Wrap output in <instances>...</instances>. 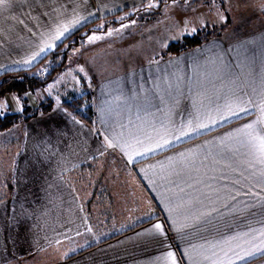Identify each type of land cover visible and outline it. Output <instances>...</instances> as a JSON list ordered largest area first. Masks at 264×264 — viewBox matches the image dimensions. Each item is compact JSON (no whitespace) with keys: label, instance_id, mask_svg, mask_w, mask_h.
<instances>
[{"label":"crops","instance_id":"0c3cea01","mask_svg":"<svg viewBox=\"0 0 264 264\" xmlns=\"http://www.w3.org/2000/svg\"><path fill=\"white\" fill-rule=\"evenodd\" d=\"M149 1L6 0L0 75ZM263 20L101 75L102 137L81 138L101 146L76 153L54 136L66 172L40 174L34 187L0 168V264H264V163L244 135L249 124L264 132Z\"/></svg>","mask_w":264,"mask_h":264},{"label":"rangeland","instance_id":"374dc122","mask_svg":"<svg viewBox=\"0 0 264 264\" xmlns=\"http://www.w3.org/2000/svg\"><path fill=\"white\" fill-rule=\"evenodd\" d=\"M194 1L198 0H182V4H169L163 10L159 21L152 25L160 26L163 22H166V25L182 24V27L176 30L177 33L170 32L168 27L152 29L151 21L141 19V16L149 18V8L142 10V14L138 12L137 16L130 20H126L130 15L126 13L116 18V23L107 27L101 23L98 26L100 30L88 36L84 49H78L72 54L69 67L54 81L26 94L25 102L13 94H8L5 100H1L0 116L9 113H33L49 100L55 105V113L51 112L52 109L51 113L48 112L50 114L43 116V120L38 121L35 117L31 123L19 124L9 132L0 134V168H3V172L9 168L13 180L15 175V180L25 176L35 187V181L40 174L49 180L48 176L51 178L52 170H68L69 166L63 167L68 162L59 163V158L53 153V148H58V136L62 135L64 138L63 141L60 140L61 148H75L76 153L83 147H100L96 141L92 143L89 140L86 143L81 140L83 135L86 136L94 130L73 118L63 107V103L92 94L101 75L118 71L125 66L163 58L167 47L174 41L179 42L177 37L182 34L183 37L195 36L201 31L204 35L212 34L213 37L225 30H240L239 27L249 21L264 19V0H199V5L194 4ZM159 22L161 24H157ZM244 31L248 33L249 29L244 28ZM67 156L75 158L69 153ZM0 209H3V205ZM3 238L4 236L0 237V243Z\"/></svg>","mask_w":264,"mask_h":264},{"label":"trees","instance_id":"16d2710c","mask_svg":"<svg viewBox=\"0 0 264 264\" xmlns=\"http://www.w3.org/2000/svg\"><path fill=\"white\" fill-rule=\"evenodd\" d=\"M176 2L182 4V0H151L144 5L135 9H125L124 11L104 19L96 20L79 31L68 37L55 50L48 53L39 63L34 67L26 70L10 71L0 75V101L8 94L18 96L21 101L25 102L24 96L29 92H34L42 87L47 86L54 81L63 71L70 65L72 54L78 49H84L86 39L92 33L99 31V25L104 23L107 27L111 23H116V18L123 14H130L126 20L135 18L138 12L149 8L148 17L142 20L152 22L158 20L163 15V10L169 4ZM194 4L199 5V0L194 1ZM142 14V12H141ZM197 33L195 36H186L177 43L170 44L163 58L169 55L178 54L193 47L199 46L212 38V34ZM53 102L49 100L46 104L39 106L33 113H9L5 116H0V134L7 133L15 126L30 122L32 118L37 117L40 113H48L53 109ZM63 107L76 119L82 121L91 127L96 133L101 136V130L97 121V106L94 94H87L82 97L73 98L72 100L63 103ZM84 107H86L84 109ZM26 112L27 109H24Z\"/></svg>","mask_w":264,"mask_h":264},{"label":"snow or ice","instance_id":"6c2138e0","mask_svg":"<svg viewBox=\"0 0 264 264\" xmlns=\"http://www.w3.org/2000/svg\"><path fill=\"white\" fill-rule=\"evenodd\" d=\"M6 0H0V4L5 3ZM261 123H264L262 121ZM247 131L244 132V135L247 137V143L251 146L253 150V155L261 162L264 163V132H257L255 129V125L249 124L247 126ZM156 228L159 230L161 228L160 225H156ZM264 251V248L260 249ZM254 253H249V255H253ZM169 257L172 256V253L168 254ZM245 257H241L244 259ZM173 264L175 261L173 260Z\"/></svg>","mask_w":264,"mask_h":264}]
</instances>
